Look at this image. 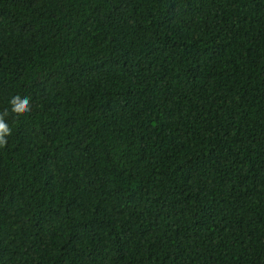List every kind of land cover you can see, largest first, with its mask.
<instances>
[{"label": "trees", "instance_id": "16d2710c", "mask_svg": "<svg viewBox=\"0 0 264 264\" xmlns=\"http://www.w3.org/2000/svg\"><path fill=\"white\" fill-rule=\"evenodd\" d=\"M6 110L0 264H264V0H0Z\"/></svg>", "mask_w": 264, "mask_h": 264}, {"label": "clouds", "instance_id": "9594fccd", "mask_svg": "<svg viewBox=\"0 0 264 264\" xmlns=\"http://www.w3.org/2000/svg\"><path fill=\"white\" fill-rule=\"evenodd\" d=\"M9 104L11 106V113L17 117L25 116L31 111L30 99L28 97H21L20 95H14ZM9 116V111L0 112V148L7 145L8 141L6 137L12 134V129L8 123H6V117Z\"/></svg>", "mask_w": 264, "mask_h": 264}]
</instances>
